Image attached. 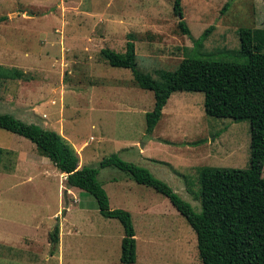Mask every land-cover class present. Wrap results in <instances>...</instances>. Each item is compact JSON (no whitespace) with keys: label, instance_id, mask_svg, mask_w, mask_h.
<instances>
[{"label":"rangeland","instance_id":"1","mask_svg":"<svg viewBox=\"0 0 264 264\" xmlns=\"http://www.w3.org/2000/svg\"><path fill=\"white\" fill-rule=\"evenodd\" d=\"M175 1L0 0V64L27 75L0 79V112L61 133L80 167H98L114 153L145 166L199 210L200 168L250 167V120L209 116L203 91L178 90L148 134L154 91L100 51L124 52L134 40L139 68L157 80L184 58L242 62V27L256 31L264 52V0H181L183 17ZM0 147L9 151L0 160V264H121L117 218L101 214L88 191L69 187L29 138L0 127ZM98 177L111 208L132 214L134 264H203L196 232L168 197L113 166L100 168Z\"/></svg>","mask_w":264,"mask_h":264},{"label":"trees","instance_id":"2","mask_svg":"<svg viewBox=\"0 0 264 264\" xmlns=\"http://www.w3.org/2000/svg\"><path fill=\"white\" fill-rule=\"evenodd\" d=\"M174 11L183 17L181 0L175 1ZM179 25L184 33L190 34L184 19ZM212 28H207L196 43L201 44ZM239 34L244 61L184 58L177 69L161 71V80L139 68L134 40L127 41L124 52L109 47L100 51L109 64L129 68L138 85L154 91L155 106L146 112L148 134H152L164 106L178 90L203 91L205 111L209 116L250 120V167L200 168L199 210L145 166L114 153L103 158L98 167H79L78 152L61 133L23 120L14 113L0 112L1 128L29 138L42 155L67 174L69 187L91 193L101 214L122 223L121 264H134L137 260L136 230L130 211L110 206L109 196L98 177L100 168L107 166L122 170L131 179L152 186L170 199L196 232L203 264H264V52L255 43L253 28L242 27ZM25 78L27 75L22 69L0 64V79ZM8 152L0 147V160ZM59 231L60 227L56 226L50 233L53 245L59 243Z\"/></svg>","mask_w":264,"mask_h":264},{"label":"crops","instance_id":"3","mask_svg":"<svg viewBox=\"0 0 264 264\" xmlns=\"http://www.w3.org/2000/svg\"><path fill=\"white\" fill-rule=\"evenodd\" d=\"M144 147V146H143ZM143 147L141 146V151L143 150ZM79 167H80V164H79ZM82 167V166H81ZM63 173V172H62ZM66 174V173H65ZM67 175V174H66Z\"/></svg>","mask_w":264,"mask_h":264}]
</instances>
